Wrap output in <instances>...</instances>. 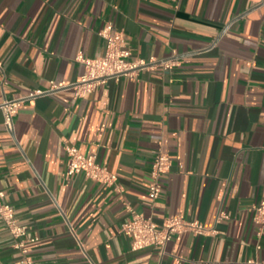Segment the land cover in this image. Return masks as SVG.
Masks as SVG:
<instances>
[{
	"label": "crops",
	"instance_id": "1",
	"mask_svg": "<svg viewBox=\"0 0 264 264\" xmlns=\"http://www.w3.org/2000/svg\"><path fill=\"white\" fill-rule=\"evenodd\" d=\"M106 21L153 62L74 98L76 57L105 54ZM38 89L8 131L2 103ZM68 144L122 191L69 174ZM159 151L172 165L153 200ZM0 190L27 226L17 238L0 220V264H264V0H0ZM127 205L216 232L133 250Z\"/></svg>",
	"mask_w": 264,
	"mask_h": 264
},
{
	"label": "built area",
	"instance_id": "2",
	"mask_svg": "<svg viewBox=\"0 0 264 264\" xmlns=\"http://www.w3.org/2000/svg\"><path fill=\"white\" fill-rule=\"evenodd\" d=\"M99 34L106 39L105 54L98 57H88L78 53L77 60L82 62L85 67L84 73L80 76L77 83H74V98L84 96L92 92L98 85L105 83L109 78L119 79L123 75L133 76L135 71L149 66L151 61L145 59L131 58L132 50L128 46L122 30L116 28L111 21H106L100 29ZM164 67H171L176 64L174 60L162 62ZM62 85L52 81V89ZM47 91L35 90L27 96L6 99L2 103L4 111V126L12 132L14 130L15 116L26 98L44 94ZM65 150L68 156L67 172L69 174L84 173L88 178L96 180L106 186H112L122 191L118 184V176L115 172L101 164L95 155L84 154L75 145H66ZM172 165L171 155L166 151H159L152 163L151 179L148 187V195L155 200L162 191L161 176L168 172ZM5 192L0 190V220L4 221L9 231L14 237L21 238L27 233V226L19 222L14 206L5 200ZM123 199V195H120ZM130 210V218L123 223L121 232L131 238V248L133 250L146 247H157L164 250L166 244L176 235L185 231L194 233L211 234L215 233L214 228L205 226L199 220H189L180 215L171 214L164 217L161 224L154 221L150 216L139 212L135 208L127 205ZM254 221L259 230H264V199L254 205ZM227 214L222 212L218 219L226 218ZM261 233V232H260ZM36 240V238H32ZM18 246H22L20 241ZM33 264V263H30Z\"/></svg>",
	"mask_w": 264,
	"mask_h": 264
}]
</instances>
